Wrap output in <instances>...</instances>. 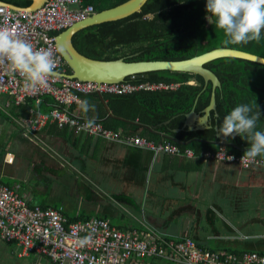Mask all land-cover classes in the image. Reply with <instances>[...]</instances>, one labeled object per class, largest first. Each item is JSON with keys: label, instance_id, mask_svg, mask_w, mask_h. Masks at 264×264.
Wrapping results in <instances>:
<instances>
[{"label": "crops", "instance_id": "crops-1", "mask_svg": "<svg viewBox=\"0 0 264 264\" xmlns=\"http://www.w3.org/2000/svg\"><path fill=\"white\" fill-rule=\"evenodd\" d=\"M102 96L83 97L94 111L82 113L79 103L70 110L82 118L107 117L112 112ZM28 115L9 95L0 96V181L31 205L62 207L70 218L105 216L119 228L146 227L177 240L188 236L206 248L221 243L236 251L264 250V163L246 168L205 161V150L195 157L155 153L56 123L30 137L23 127ZM216 217L225 221L222 228ZM21 251L17 242L0 237V264H56Z\"/></svg>", "mask_w": 264, "mask_h": 264}, {"label": "built area", "instance_id": "built-area-1", "mask_svg": "<svg viewBox=\"0 0 264 264\" xmlns=\"http://www.w3.org/2000/svg\"><path fill=\"white\" fill-rule=\"evenodd\" d=\"M96 12L84 0H47L37 10H15L0 4V28H7L18 38L32 43L34 49L49 50L56 59L55 75L46 87L25 89L24 78L12 74L0 63V96L9 95L17 105L34 100L25 119L26 134L37 135L48 123L69 126L79 134L102 136L107 140L122 141L155 153L195 157L191 148L164 140L156 142L140 134H124L121 130L105 127L102 122L74 115L70 108L87 94H128L139 90L174 89L179 83L123 81L99 83L66 75L69 66L56 42L59 31L82 21ZM132 79L135 78L131 76ZM45 96L54 100L53 108L41 110ZM88 121H91L89 124ZM243 154L229 151L225 146L205 150L200 157L205 161H219L251 167L264 159L241 160ZM91 240L81 244V239ZM0 237L17 242L22 255L36 254L56 264H264V252L257 250H212L202 247L188 236L177 240L150 228H119L108 218L92 216L70 221L62 207L31 205L17 190L0 181Z\"/></svg>", "mask_w": 264, "mask_h": 264}, {"label": "trees", "instance_id": "trees-1", "mask_svg": "<svg viewBox=\"0 0 264 264\" xmlns=\"http://www.w3.org/2000/svg\"><path fill=\"white\" fill-rule=\"evenodd\" d=\"M1 1L23 7L31 4V0ZM124 1L84 0V3H91L96 11H100ZM206 15L205 0H148L140 11L128 17L79 30L74 34L73 42L80 52L99 59L179 60L218 47L236 48L264 57V33L259 42L226 44L223 32L211 24ZM205 66L215 72L221 81V87L216 88V109L210 114V128L190 130L184 124L187 113L193 108L204 114L211 101L212 82L206 84L199 74L170 70L139 73L134 79L127 77L126 81L179 83L178 87L103 94L112 114L92 120L102 122L107 128L121 130L124 134H140L158 142L167 140L182 149L191 147L196 155L203 150H217L222 145L236 154H242L249 146L248 141L239 135L220 141L215 126L219 127L223 116L236 105L248 103L253 111L260 112L256 130H264V64L237 57H221L207 62ZM191 80L195 83L190 84ZM53 102L51 96H45L41 107L49 112ZM34 105L33 99H27L17 107L27 112ZM68 218L73 221L89 217ZM208 248L237 249L221 243L208 244Z\"/></svg>", "mask_w": 264, "mask_h": 264}, {"label": "clouds", "instance_id": "clouds-1", "mask_svg": "<svg viewBox=\"0 0 264 264\" xmlns=\"http://www.w3.org/2000/svg\"><path fill=\"white\" fill-rule=\"evenodd\" d=\"M205 10V18L223 32L226 44L259 42L264 33V0H205ZM0 63L6 64L12 74H20L24 78L25 89L46 87L48 78L56 71V59L51 51L34 49L32 43L18 38L7 28H0ZM79 108L87 114L89 110H95V105L82 99ZM259 117L258 110L253 111L250 104L241 103L227 112L216 128L222 139L239 135L248 141L249 146L241 160L264 157V130H256ZM198 123L206 128L209 126L202 114L198 116ZM90 240L89 234L81 239V244Z\"/></svg>", "mask_w": 264, "mask_h": 264}, {"label": "water", "instance_id": "water-1", "mask_svg": "<svg viewBox=\"0 0 264 264\" xmlns=\"http://www.w3.org/2000/svg\"><path fill=\"white\" fill-rule=\"evenodd\" d=\"M46 1L47 0H31V4L27 7L17 6L12 3L8 4V2L1 0L0 4L7 5L15 10L34 11L42 7ZM147 1L148 0H126L113 7L96 11L90 17L76 22L57 33L55 37L57 46L62 49L60 53L70 69V72L66 73V75L81 80H91L99 83H118L125 81L129 76L157 70H170L199 74L205 79L206 84L210 81L212 82L211 101L204 109V114H202L206 118L209 128L212 121L209 117L211 110L216 108V88L221 87V81L216 73L207 68L205 64L221 57H237L264 64L263 56L236 48L218 47L200 55L179 60L128 61L123 57L116 59H99L90 57L80 52L73 42V36L79 30L94 24L98 25L103 22L128 17L140 11ZM199 115L200 113L196 112L193 108L186 115L184 127H189L191 130L206 128L198 123ZM216 128L218 127L216 126Z\"/></svg>", "mask_w": 264, "mask_h": 264}, {"label": "rangeland", "instance_id": "rangeland-1", "mask_svg": "<svg viewBox=\"0 0 264 264\" xmlns=\"http://www.w3.org/2000/svg\"><path fill=\"white\" fill-rule=\"evenodd\" d=\"M222 213L224 214V216H227V217L231 218L232 220L234 219L235 222H236L238 225L240 224V226H241V223H238V222H237V219L234 218L233 215H232L230 212H227V211H225V210L223 209V212H222ZM246 214H247V213H242L243 218L245 217ZM249 214H250V215H253V212H252V213L250 212ZM252 217L254 218L255 216H252ZM213 221H214V224H215L216 226H219V227H221V228H222L223 222H225V221L223 220L222 217H216V218H214ZM210 223H211V222H210ZM202 225H203V226H206V227L208 228V224L205 222L204 218L202 219ZM223 227H224V226H223ZM171 228H175V229H176L175 225H172ZM181 231H182V230H181Z\"/></svg>", "mask_w": 264, "mask_h": 264}]
</instances>
